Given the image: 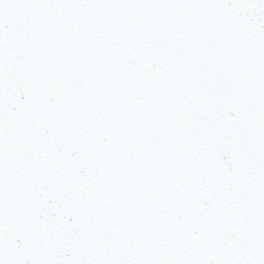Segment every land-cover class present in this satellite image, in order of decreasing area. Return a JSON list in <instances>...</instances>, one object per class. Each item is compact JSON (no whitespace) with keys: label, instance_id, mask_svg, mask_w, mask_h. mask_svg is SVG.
<instances>
[{"label":"snow or ice","instance_id":"6c2138e0","mask_svg":"<svg viewBox=\"0 0 264 264\" xmlns=\"http://www.w3.org/2000/svg\"><path fill=\"white\" fill-rule=\"evenodd\" d=\"M0 264H264V0H0Z\"/></svg>","mask_w":264,"mask_h":264}]
</instances>
